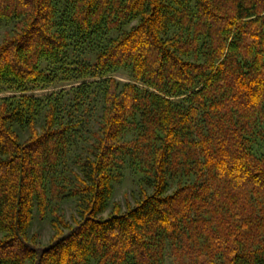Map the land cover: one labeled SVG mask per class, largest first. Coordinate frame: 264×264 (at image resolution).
<instances>
[{
    "label": "trees",
    "instance_id": "1",
    "mask_svg": "<svg viewBox=\"0 0 264 264\" xmlns=\"http://www.w3.org/2000/svg\"><path fill=\"white\" fill-rule=\"evenodd\" d=\"M0 36V264H264V0H0Z\"/></svg>",
    "mask_w": 264,
    "mask_h": 264
},
{
    "label": "rangeland",
    "instance_id": "2",
    "mask_svg": "<svg viewBox=\"0 0 264 264\" xmlns=\"http://www.w3.org/2000/svg\"><path fill=\"white\" fill-rule=\"evenodd\" d=\"M1 37V36H0ZM117 80L120 82H130V76L128 72H118L114 74ZM91 81V80H88ZM72 84L70 83H62V84H51L41 89H33L30 90L28 93L33 94L35 96H45L49 95L52 92H58L60 90H68L69 86ZM13 93L6 89V87H2L0 89V98L4 96L12 95ZM95 111L98 114L99 108H96ZM93 117L90 120V123L85 124L84 126H80L78 128V135L74 137L75 142L73 143V146L71 147V150L66 155L65 159V173L69 175V170L71 168H75V165L71 164L73 163L74 158H84L87 154L86 152V145H89L91 140L90 132L93 130L92 126L95 125V114H92ZM121 174L123 175L120 180H118L114 186L113 191L111 195V201L109 204V208L107 212L110 210L112 203L117 202L122 207H125V202L128 200L130 203L134 202V197L138 196L139 191V184L141 179L144 177L141 174H138L135 172L130 166L129 163L126 162V164L122 167L120 170ZM60 212L63 214L65 220L71 221L73 217L76 215V200H65L60 203ZM52 216L50 214L46 215L45 218H41L38 213L34 215L31 227H30V233L32 235H36V242L39 243V245L44 246L46 245L52 236V229H51V222ZM171 260H167V264H169Z\"/></svg>",
    "mask_w": 264,
    "mask_h": 264
}]
</instances>
